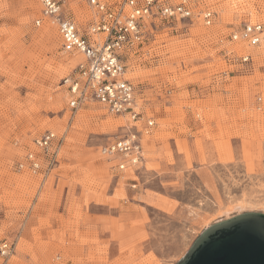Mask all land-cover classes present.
Listing matches in <instances>:
<instances>
[{
  "label": "rangeland",
  "instance_id": "374dc122",
  "mask_svg": "<svg viewBox=\"0 0 264 264\" xmlns=\"http://www.w3.org/2000/svg\"><path fill=\"white\" fill-rule=\"evenodd\" d=\"M57 1L86 31L88 0ZM191 1L196 14L216 13L211 26L149 20L127 56L126 79L155 126L145 163L119 171L101 148L131 124L98 104L71 110L63 80L81 55L38 0H0V241L15 246L0 264H177L207 228L241 214L219 218L229 205L264 213V59L231 39L264 25V0ZM188 115L202 126L193 141L180 138ZM46 132L59 139L49 153L35 145ZM30 152L41 169L19 172Z\"/></svg>",
  "mask_w": 264,
  "mask_h": 264
},
{
  "label": "built area",
  "instance_id": "2783aa9c",
  "mask_svg": "<svg viewBox=\"0 0 264 264\" xmlns=\"http://www.w3.org/2000/svg\"><path fill=\"white\" fill-rule=\"evenodd\" d=\"M43 19H51L58 28L64 47L69 52L81 55L82 60L71 75L63 80L67 89L68 105L79 110L85 105L98 104L107 113L126 119L131 124L129 134L117 138L101 148V154L110 161H117V169L138 171L145 161L144 137L149 136L155 126L153 119L145 118L139 105V90L126 79L127 56L137 51L146 36L149 20L159 19L168 23L192 22L194 17L211 26L216 13L211 10L195 13L191 0L171 4L166 0H121L108 3L105 0H88L94 9L91 25L82 31L69 18L57 0H38ZM42 19L37 20L41 25ZM234 42H244L260 51L264 59V25L246 23L231 35ZM242 63H252L251 56L241 57ZM56 134L46 132L35 141L36 147L44 153L58 148ZM56 157L53 162H56ZM41 158L33 152L26 155V161L19 165V172L41 169ZM137 184L132 186L137 189ZM15 250L13 243L0 241V257L9 258Z\"/></svg>",
  "mask_w": 264,
  "mask_h": 264
},
{
  "label": "water",
  "instance_id": "95a60500",
  "mask_svg": "<svg viewBox=\"0 0 264 264\" xmlns=\"http://www.w3.org/2000/svg\"><path fill=\"white\" fill-rule=\"evenodd\" d=\"M177 264H264V213L245 212L215 223Z\"/></svg>",
  "mask_w": 264,
  "mask_h": 264
},
{
  "label": "bare ground",
  "instance_id": "6f19581e",
  "mask_svg": "<svg viewBox=\"0 0 264 264\" xmlns=\"http://www.w3.org/2000/svg\"><path fill=\"white\" fill-rule=\"evenodd\" d=\"M250 51H253L255 53L256 52H259L257 49H254V48L251 49ZM248 56H251V55H248ZM251 57L253 58L254 56H251ZM252 204L247 203V201L246 202H244V201H238L237 203H233V204L229 205L228 207H226V209L223 210V211H221L218 216H219V218H221V217H231V215H233L235 213H242V212H245V211H252L253 210V207H254V206L252 207ZM261 209H262V212H263L264 211V208H259L260 211H261Z\"/></svg>",
  "mask_w": 264,
  "mask_h": 264
},
{
  "label": "crops",
  "instance_id": "0c3cea01",
  "mask_svg": "<svg viewBox=\"0 0 264 264\" xmlns=\"http://www.w3.org/2000/svg\"><path fill=\"white\" fill-rule=\"evenodd\" d=\"M187 117L188 118L186 119L183 127H185L187 129V131H189V133L186 134V135L181 136L180 138H188L187 140L193 141V138L191 137V135L196 133V132H198V131H200L199 129L202 126L200 125V123L198 121L194 120L192 115H188ZM156 145H155V147H156ZM157 147L160 148V144H158ZM144 156H145V151H144ZM145 161H146V158H145ZM145 161H144V163H145ZM200 169H202V168H200Z\"/></svg>",
  "mask_w": 264,
  "mask_h": 264
}]
</instances>
